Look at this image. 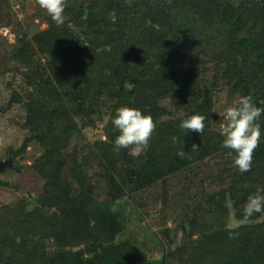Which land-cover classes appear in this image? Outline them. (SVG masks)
I'll use <instances>...</instances> for the list:
<instances>
[{
	"label": "trees",
	"instance_id": "16d2710c",
	"mask_svg": "<svg viewBox=\"0 0 264 264\" xmlns=\"http://www.w3.org/2000/svg\"><path fill=\"white\" fill-rule=\"evenodd\" d=\"M99 6L88 10L82 25L87 42L65 23H51L34 35L47 60L36 59L39 66L28 77L34 82L38 76L43 87L26 102L27 135L9 150L12 164L5 169L16 168L27 146H38L31 168L43 179L36 199L43 210H28V198L2 208L7 214L0 213V264H141L139 247L116 241L123 230L118 202L207 156L222 160L220 177L228 186L199 203L202 217L189 221L191 233L183 226L187 235L202 230V237L181 247L176 264H264V212L249 217L243 210L248 197L264 188V114L257 121L262 136L249 172L234 166L227 156L236 153L220 145L224 137L212 127L214 117L220 120L212 94L217 80L242 97L258 96L264 107V17L258 13L264 5L250 16L259 27L248 26L241 1L103 0ZM24 52L34 59L32 48ZM209 63L214 78L207 82ZM102 103L110 107L107 138L85 143L89 148L79 161L77 149L68 152L82 130L76 117L94 125L93 110ZM122 106L156 122L149 147L137 157L114 143L119 131L112 119ZM194 114L206 117L202 135L179 127ZM193 144L197 151H190ZM181 148L188 153L184 158L177 155ZM100 186L107 194L101 203L95 198ZM231 206L236 218L251 222L236 229L205 225V213L228 218ZM52 238L49 252L44 242Z\"/></svg>",
	"mask_w": 264,
	"mask_h": 264
},
{
	"label": "rangeland",
	"instance_id": "374dc122",
	"mask_svg": "<svg viewBox=\"0 0 264 264\" xmlns=\"http://www.w3.org/2000/svg\"><path fill=\"white\" fill-rule=\"evenodd\" d=\"M102 1L67 0L64 13L65 24L73 28L75 36H79L82 41L87 42L85 35L88 34V29L82 25L86 23L88 10L92 6L101 9L99 5H102ZM226 1H233L236 4H239L240 1L243 2L244 8L241 11L248 22V26H260L259 22L253 23L250 16L257 13V5H264V0ZM258 13L260 18L264 17L263 11L260 10ZM75 15L79 21H70ZM261 21L263 23L264 18H261ZM51 23H54L51 16L39 6L38 0H0V162L10 159L8 157L9 150L19 148L27 135V130L24 128L27 120L26 102L30 97L36 96L40 88L43 87L38 76L34 77V82H31L28 76L35 71L36 65L39 66L36 59H40L42 63L47 60V55L40 51L34 35L36 32L48 29ZM27 48H32L34 59L28 56L29 52H24ZM210 65L209 63L205 70L207 82L214 78ZM114 74L119 76V79L122 77L117 71ZM121 84L130 86L126 82ZM213 91L212 94L217 99L215 112L220 120L218 121L214 117L212 127L221 133L220 125L225 122L224 109L233 105L242 95L229 90L226 86L224 87L222 80H217V86L213 88ZM260 104L262 105L261 101ZM109 113V104L102 103L93 110L94 125H90L88 119L83 120L78 116L76 117L80 120L82 130L78 141H72L70 144L69 154L77 149L76 158L81 161L84 151L87 152L89 148L86 146L84 149L85 143L91 145L95 140L107 138L106 123ZM218 142L220 145L222 144L221 140ZM218 153L221 157L225 151L222 149ZM38 155V146L29 145L22 157L13 164L16 168L6 170L4 167L0 172L1 215L7 214L2 208L26 198L29 200L28 210L36 213L43 210L38 206L36 200L41 192L43 179L31 168ZM231 155L226 156L232 157L233 162L235 156ZM221 161V159L213 156H207L202 162L177 171L120 200L117 207L120 210L121 216L119 218L123 230L118 234L116 241L127 240L129 244L132 243L139 247L138 259L141 264H148L161 259H166V264H176L178 251L181 247L189 242L195 243L202 237V230L199 229H195L194 234L187 235V233H191L189 221L202 217L199 203H204L213 192L228 186L225 179L220 177V165L223 164L220 163ZM93 172L91 170L94 175ZM67 174L68 178L74 182L69 168H67ZM94 177V180L97 179ZM95 198L100 203L106 201L105 187L100 186L95 193ZM231 212L235 214L232 206L228 218L221 216L218 217L220 219L214 218L216 217L214 214L205 213L207 215L205 216V225L213 226L216 222L227 225ZM183 226L185 228L188 226L187 233ZM106 239L107 236L104 234L103 241ZM52 241L53 238L44 242L49 252L54 249Z\"/></svg>",
	"mask_w": 264,
	"mask_h": 264
},
{
	"label": "clouds",
	"instance_id": "9594fccd",
	"mask_svg": "<svg viewBox=\"0 0 264 264\" xmlns=\"http://www.w3.org/2000/svg\"><path fill=\"white\" fill-rule=\"evenodd\" d=\"M38 3L57 26L65 23L67 0H38ZM262 114L264 107H257L252 103L251 97H241L223 111L225 122L220 125V134L224 137L222 146L236 153L234 166L241 173L251 171L255 150L260 146L262 132L257 121ZM205 120L204 115L194 114L182 120L179 127L187 132L202 135L205 130ZM112 124L119 131L114 142L115 146L118 149H130V155L133 157L139 156L149 147V141L156 130V122L150 114L145 115L141 110L127 106L116 110ZM172 141L177 143L178 138L173 136ZM198 148V145L193 144L190 151H197ZM177 155L184 158L188 153L181 148ZM243 210L249 217L264 212V188L258 187L257 192L248 197Z\"/></svg>",
	"mask_w": 264,
	"mask_h": 264
},
{
	"label": "water",
	"instance_id": "95a60500",
	"mask_svg": "<svg viewBox=\"0 0 264 264\" xmlns=\"http://www.w3.org/2000/svg\"><path fill=\"white\" fill-rule=\"evenodd\" d=\"M252 98V103H254L257 107H260V101H259V97H251ZM12 160L8 159L6 161H2L0 162V171L3 170V168L7 165V164H11ZM250 221L247 219H238L236 218L234 212H231L230 214V218H229V223H228V227L231 229H236L237 227L244 225L246 223H249Z\"/></svg>",
	"mask_w": 264,
	"mask_h": 264
}]
</instances>
